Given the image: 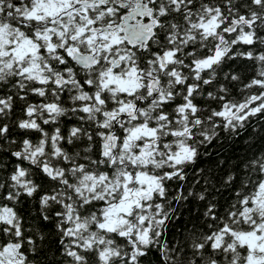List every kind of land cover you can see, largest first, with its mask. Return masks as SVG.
<instances>
[{
    "label": "snow or ice",
    "instance_id": "1",
    "mask_svg": "<svg viewBox=\"0 0 264 264\" xmlns=\"http://www.w3.org/2000/svg\"><path fill=\"white\" fill-rule=\"evenodd\" d=\"M0 264H264V0H0Z\"/></svg>",
    "mask_w": 264,
    "mask_h": 264
}]
</instances>
